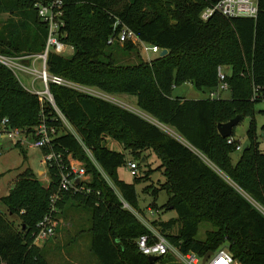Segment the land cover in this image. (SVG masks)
<instances>
[{
    "label": "trees",
    "instance_id": "obj_1",
    "mask_svg": "<svg viewBox=\"0 0 264 264\" xmlns=\"http://www.w3.org/2000/svg\"><path fill=\"white\" fill-rule=\"evenodd\" d=\"M46 0H0V54L18 56L44 50L47 28L35 5ZM65 34L62 41L73 47L70 57L50 53L48 71L106 95L136 99L140 112L74 90L50 85L55 107L76 131L82 144L108 181L86 155L78 140L63 126L50 105L41 107L13 73L0 64V119L14 127L32 130L42 119L60 133L56 151H67L82 162L91 180L89 195L66 193L58 202L79 201L91 215L90 251L99 264H151L136 241L149 234L124 204L137 210L136 184L159 172L164 178L152 195H168L159 210L174 211L177 218L155 221L162 236L183 254L199 257L226 248L239 264H264V152L259 149L254 108L264 101V0H258L255 19H227L214 14L207 21L200 14L219 0H62ZM130 29L141 41L168 54L144 61L133 43L109 44L116 35L114 23ZM120 27L117 28V31ZM115 46L134 53L136 64L120 65L109 53ZM226 76L228 99L188 100L173 98V89L184 83L208 95L218 88V68ZM237 116L250 117L248 144L233 164L239 145L220 136L219 124ZM166 129L172 130L169 133ZM264 130V129H263ZM109 138L121 152L106 146ZM154 154L159 165L138 176L141 162ZM135 162L133 183L120 180L118 170ZM146 165V164H145ZM150 166V165H147ZM54 174H56L54 176ZM53 187L58 176L51 170ZM32 171L16 180L0 198L9 216L0 212V264H49L32 246L36 225L48 212L50 191ZM145 190L148 191V188ZM177 222L178 233L169 235ZM202 223L211 225L203 242L197 241ZM154 264H177L167 254Z\"/></svg>",
    "mask_w": 264,
    "mask_h": 264
},
{
    "label": "built area",
    "instance_id": "obj_2",
    "mask_svg": "<svg viewBox=\"0 0 264 264\" xmlns=\"http://www.w3.org/2000/svg\"><path fill=\"white\" fill-rule=\"evenodd\" d=\"M35 9L39 19L47 28L44 50L39 54H21L18 56H5L0 54V64L13 73L17 81L27 92L36 96L42 108L45 105H50L57 120L59 119L63 126L69 131L71 126L55 107L53 96L49 90L50 85L60 86L106 101H109V99L107 95L98 92V90L84 87L61 76L52 75L48 71L47 63L50 53L62 57H70L74 49L72 46L62 41V37L65 36L63 32L65 28L63 1L46 0L43 3H37ZM257 13L258 0H219L215 5L206 8L200 14V19L202 21H207L214 14H219L227 19H255ZM118 27H120V29L117 31ZM114 31L116 35L109 39V44L117 43L123 45L128 42L133 43L136 45L141 58L146 62H150L154 57H159L162 52V49L159 47L141 41L127 27L120 26L119 21L114 23ZM223 71V67L218 68L219 85L215 91L208 94L209 99H219L220 97L217 91H228V85L225 81L227 74ZM19 76L29 77L32 80L31 86L25 87L22 85L19 81ZM37 82L42 85V91L35 87ZM59 134L58 129L55 126L49 125L44 119L32 130L12 126L8 118L0 119V151L2 150L3 144L21 147L23 149H39L44 153L40 164L47 170H55L58 176L56 190L52 192L49 197L48 212L36 225L35 231L32 234V246L39 249L44 247L55 236L60 226L61 220L58 217L59 211L57 204L62 199L63 195L66 193L85 195L92 193V190L87 186L90 182V175L86 172L82 163L67 151L55 150L54 140ZM70 134H73L78 140L100 174L108 181L103 171L94 161L91 152L82 144L77 133ZM227 143L232 144L233 139L229 138ZM237 150H241L239 145L236 147V151ZM126 170H128L132 176H135L137 174L136 163L128 162ZM253 205L264 215L263 207L255 203H253ZM124 208L128 209L129 207L124 204ZM143 224L148 229L149 234L141 236L136 241L138 251L142 255L148 258H160L170 254L177 264H202V257H199L193 252L183 254L178 248L171 245L164 236L159 234L158 231L153 230L148 224H145V222ZM204 264L239 263L234 259L228 249L221 248L212 253Z\"/></svg>",
    "mask_w": 264,
    "mask_h": 264
},
{
    "label": "rangeland",
    "instance_id": "obj_3",
    "mask_svg": "<svg viewBox=\"0 0 264 264\" xmlns=\"http://www.w3.org/2000/svg\"><path fill=\"white\" fill-rule=\"evenodd\" d=\"M6 17V15H2L0 19L4 20ZM108 52L113 55L114 59L117 60L116 62L120 65L132 66L137 62V58L134 53L124 54L121 50L116 49L115 46L109 49ZM223 70L224 73L229 74L228 69L223 68ZM19 81L25 87H30L32 82L29 77L23 76H19ZM35 87L40 91L43 90L42 85L38 82L35 84ZM217 92L221 99H228L230 97L228 91ZM107 96L111 103L119 105L132 112H137L143 117L148 118L145 114L139 111L137 104L132 100L133 97H130L131 100H129L125 96L122 97L121 95ZM172 97L202 99L206 98V94L197 91L191 84L184 83L173 89ZM254 112V125L258 135L259 149L264 152V101L255 105ZM250 122L251 118L245 117L234 127V133L232 137L239 144L241 150H237L231 155L233 164L238 161L242 150L246 148L248 144L247 131ZM69 131L70 133H76L72 127ZM106 146L109 149L117 152H121L123 150L119 144L109 138L106 139ZM43 154V151L39 149H23L21 147L19 148L8 144H3L2 150L0 151V198L6 196L9 193L16 180L19 179V177H21V175L27 170L32 171V173L37 177L36 179L39 181V183L44 188H46V190H49L50 194L56 190V186L53 187L51 171L47 170L40 164ZM86 155L88 156L87 153ZM82 165L84 166L83 163ZM158 165L159 162L157 161L154 154H149L147 157V162H141V167L138 170V176H143L149 167L154 169ZM118 176L120 180L126 183H133L134 176H132L130 172L126 170V167H122L118 170ZM107 182L112 186L110 181ZM163 182L164 178L161 176V174L159 172H155L151 175L150 180L141 181L139 184H136L135 190L137 194L138 209L134 210L130 207L128 209L126 208L140 223L143 224L145 222V224H148V226L153 230L158 231L159 234H161L160 230L153 225V222L167 221L171 218H177V215L174 211L165 212L163 210H159V213H155L150 207L154 201L158 208H161L167 203L168 195L165 191H160L156 198H154L152 195V191L154 188L158 187V183ZM146 188H148V191L145 190ZM0 212L8 220L14 222L16 226H19L20 220L15 216L11 217L7 215L6 209L1 204V202ZM60 214V226L55 236L40 249L46 261L49 264H99L95 256H93L90 251L89 229L91 224V215L89 210H87L79 201L68 199L64 200ZM179 227L180 223L177 222L173 230L168 234L176 235L178 233ZM208 230H212L211 225L208 223H202L199 227L196 240L203 242L205 240V233Z\"/></svg>",
    "mask_w": 264,
    "mask_h": 264
},
{
    "label": "water",
    "instance_id": "obj_4",
    "mask_svg": "<svg viewBox=\"0 0 264 264\" xmlns=\"http://www.w3.org/2000/svg\"><path fill=\"white\" fill-rule=\"evenodd\" d=\"M168 54L167 50H162V52L159 55V58H163ZM243 117L242 116H237L234 119H232L231 121H229L228 123L225 124H219L217 126V130L218 133L220 134V136L224 139H229L232 136V131L234 129V127L240 122L242 121ZM212 253H207L206 255H204L202 257V264L205 263V261L208 259L209 256H211ZM158 260L157 257H149L148 261L151 264H154L156 261Z\"/></svg>",
    "mask_w": 264,
    "mask_h": 264
},
{
    "label": "crops",
    "instance_id": "obj_5",
    "mask_svg": "<svg viewBox=\"0 0 264 264\" xmlns=\"http://www.w3.org/2000/svg\"><path fill=\"white\" fill-rule=\"evenodd\" d=\"M122 97H126V98H128L129 100H131V98L130 97H128V96H126V95H121ZM206 98H208V95H206ZM184 99H188V100H200L201 98H195V99H190V98H184ZM203 99V98H202ZM132 100L136 103V99L135 98H132ZM165 130H167L169 133H172L173 134V131L172 130H169V129H166L165 128Z\"/></svg>",
    "mask_w": 264,
    "mask_h": 264
}]
</instances>
